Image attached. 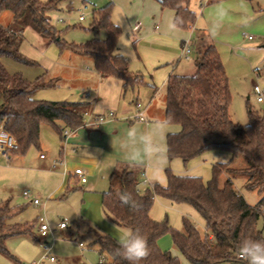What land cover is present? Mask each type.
Masks as SVG:
<instances>
[{
  "label": "trees",
  "instance_id": "1",
  "mask_svg": "<svg viewBox=\"0 0 264 264\" xmlns=\"http://www.w3.org/2000/svg\"><path fill=\"white\" fill-rule=\"evenodd\" d=\"M60 0H0V13L10 11L13 22L0 23V129L11 133L16 147L11 151L25 156L32 147L40 146L42 123H48L64 140V130H75L85 124L84 101L42 100L34 97L37 89L54 87L55 80L41 77L34 82L22 74H10L2 62L9 58L24 65L37 62L20 51L27 27L33 28L49 42H56L61 51L90 55L102 77H117L123 81V91L146 84L143 75L129 68V59L117 52L121 27L112 20L113 4L95 8L90 28L105 30L104 39L93 38L83 44L68 43L51 23L49 12L58 7ZM162 7L171 8L180 27L192 30L197 13L190 8L191 0H159ZM197 53L196 71L192 75L172 74L167 81L165 117L180 126L178 132L167 135L169 158H180L185 164L209 152L223 151L231 155L227 162L212 165V177L204 181L201 176L180 175L166 170L167 183L150 185L140 190L141 168L136 164H119L110 176V187L102 194L107 216L116 224L137 229L147 238L149 256L140 264H180V259L159 246V239L170 233L174 245L191 264H220L234 262L246 264L238 258L237 249L245 239H264L257 227L264 217V115L249 108L247 123L233 121L229 107L231 90L225 66L207 32H200L192 42ZM224 176L223 184L220 179ZM246 178V187L260 194L252 205L236 188L235 178ZM132 194L135 207L122 205L119 193ZM156 197L177 204H188L203 218L206 232L202 234L195 224L183 217L181 229L173 228L169 219L155 220L151 216ZM25 210L10 201L0 205V253L18 260L7 245L11 237L39 240L37 221L19 223L11 220ZM118 240L107 234H98L94 240L100 253L111 261L103 264H128L114 255Z\"/></svg>",
  "mask_w": 264,
  "mask_h": 264
},
{
  "label": "rangeland",
  "instance_id": "2",
  "mask_svg": "<svg viewBox=\"0 0 264 264\" xmlns=\"http://www.w3.org/2000/svg\"><path fill=\"white\" fill-rule=\"evenodd\" d=\"M41 1L47 2L48 0ZM84 7L81 0L79 3L77 0H61L58 7L49 12L51 23L61 32V38L68 43L83 44L93 38L104 39L106 37L105 30L96 31L90 28L92 23L91 8L90 6L87 9ZM202 7L197 16V28L205 29L211 36L225 66L232 96L229 111L233 121L247 123L249 108L264 115V101L259 102L254 91V86L259 85L264 95V0H219L204 3ZM82 13L85 14V20L79 21L78 18ZM8 14L11 13L8 12ZM12 22L13 20H10V17L6 15L0 17L2 24H11ZM122 31L124 33L123 42L131 48L133 41L131 35H136L141 31L131 32L130 35L126 34L125 30L122 29ZM185 31L189 32L185 38L189 41L191 30ZM250 36L252 38H249ZM20 51L26 57L36 61L37 65H24L9 58H2V62L10 74L20 73L30 82H34L40 77L48 82L56 76H62L66 83L62 82L63 85L60 83L59 87L37 89L34 93L35 98L73 100L80 97V90H73L69 85L83 81V77L78 75V71L66 68L67 62H60L61 50L56 42L47 41L29 27L24 31V40ZM128 51L131 52L130 49ZM196 61V51H193L188 58L182 56L175 73L194 74ZM79 71L81 72V69ZM158 86L161 94L167 91V85L165 88H162L160 84ZM83 91L91 90L86 87ZM161 94H158L156 98L158 102H160ZM41 126L51 129V125L48 123H42ZM48 145L49 147H43L42 150L33 147L26 156L18 155L12 151L8 152L7 156L0 153V205L10 201L13 206L25 207V210L12 219L11 223L15 221L31 223L42 217L53 229L48 233L46 239L53 247L58 239L73 244L82 241L85 244L84 251L87 254L82 260L73 256H61L56 250H52L51 254L58 259L53 263L46 260L45 264H101V257H105L106 262L111 261V257L106 253H100L99 246L93 243L95 236L92 230L96 229L99 233L110 235L118 240L122 230L126 227L116 224L107 216L103 208L102 196L99 193H86L83 189H77L68 194L63 191L55 196L51 195L58 178L56 173L50 171V168L54 167L51 164L54 150L50 143ZM41 152L47 155L45 160L40 159ZM219 152L229 154L223 151H209L191 159L187 164L181 161L182 167L191 169L195 172L193 175L201 176L204 181H207L212 177V165L215 162H227L231 159L229 154L230 156L226 160H213L212 154ZM192 166L194 167L192 168ZM53 170L56 171L55 168ZM223 181L224 176L220 179V185L223 184ZM234 181L236 188L250 204L255 205L259 201L260 194L255 190L247 189L246 178L238 176ZM73 184L70 186H75ZM148 187L140 184L142 192ZM25 190L38 196L41 205L31 203L30 198L23 195ZM161 200L163 198H156L152 207L155 212H158L160 221L168 218L173 228L181 229L183 217L186 216L202 234H205V221L194 209L193 212L187 214L180 207L181 204L172 203L166 207L160 204ZM61 222H66L67 228H60ZM88 224L94 229L88 228ZM175 225H178L179 228ZM257 227L264 236L263 216L259 218ZM35 232L40 240L10 238L7 243L8 248L18 260L0 253V264H32L39 260L43 254L44 236L38 232V228ZM70 233L72 238L66 239V235ZM162 238L168 240V251L179 259H185L174 245L170 233L164 234ZM220 264L241 263L224 262Z\"/></svg>",
  "mask_w": 264,
  "mask_h": 264
},
{
  "label": "crops",
  "instance_id": "3",
  "mask_svg": "<svg viewBox=\"0 0 264 264\" xmlns=\"http://www.w3.org/2000/svg\"><path fill=\"white\" fill-rule=\"evenodd\" d=\"M77 1L79 3L80 0ZM81 1L83 5L90 6L91 19H93V10L95 8L112 3V20L121 29L125 30L126 34L130 35L131 32L141 31L136 35H131L133 39L131 48L127 47L123 42L122 37L124 33L122 31L117 43V52L129 59V68L131 71L142 72L141 74L146 78H144L146 84L124 92L123 81L121 79L113 76L102 77L98 73L95 68V60L92 56L78 54L70 49L60 52V62H67L66 68L78 71V75L83 77V81L70 84L69 86L71 89L76 91L80 90L79 92H81L80 97L72 101L87 102V105L83 107L84 114H87V121L92 122L97 115L107 114L109 110H114L116 116L114 119H108L101 124H87L75 130L69 129V134L64 140L52 126L51 129L41 126L40 146L37 149L42 150L43 147H49L48 144L50 143L54 150L51 164L56 171L52 167L50 171L56 173L58 182L51 195L55 196L63 191L68 194L77 189H83L86 193H99L102 196L103 192L107 191L110 187V176L112 172L119 164L124 163H133L141 168L139 175L141 179L140 184L146 186H150L156 182L165 185L167 183L166 170L168 168L180 175L195 174L191 169L182 167V160L180 158L171 159L167 153V135L178 132L180 130L179 125L171 124L167 135L157 140L159 155L151 153L146 155L138 139L135 142L129 140L128 132L133 129L137 133L142 132L144 129L150 131L152 128L150 122L152 120L165 117L166 92L161 94L158 84L162 88L166 87L168 78L172 74H176L175 71L177 70L181 57L185 56L188 58L190 56L194 51L192 42L197 39L200 32H206V30L198 29L196 20L195 27L190 31L189 41L185 39L189 32L181 28H179L178 32L169 31L166 28V23L168 20L174 19L175 12L171 8L162 7L159 0ZM212 1L219 0H191L190 8L198 15L203 8V4ZM8 12L10 11L1 12L0 17L6 15L10 17V20H13L12 12H10L11 14H8ZM138 24H140L139 29L134 31V27ZM3 25L7 26L9 23ZM210 39L211 43L214 44L211 36ZM186 43L191 48L189 53L184 52ZM129 49L131 50L130 53L128 51ZM80 69L81 72L79 71ZM146 73L149 75L147 76ZM52 79L55 80L57 87L60 86V83L63 85L65 82L62 76H56ZM86 87L90 88L91 91H83ZM158 94H161L159 96L161 97L160 102L156 99ZM137 103H141L143 106L144 121L132 118L137 113ZM41 154L44 153H40V159L45 160L47 155L45 154L44 157H41ZM212 156L213 160L223 161L228 159L230 155L219 152L212 154ZM79 167L83 168L87 175V181L81 185L76 183L77 177L73 173ZM73 183L75 186L71 187L70 185ZM30 202L33 203L31 198ZM160 204L167 207L172 202L163 198ZM180 207L187 214L193 212V207L188 204H181ZM151 216L155 220L161 219L158 212H155L153 208L151 209ZM36 221V228H39L40 218ZM87 226L90 229L93 228L90 224ZM175 226L179 228L178 225ZM92 232L95 238L98 234H101L96 229L94 231L92 230ZM47 235L48 233L44 235L43 242H47ZM69 238H72L71 233L66 235V239ZM80 242L82 241L73 244L58 239L55 241L54 247L52 246V250H56L61 256H73L82 260L87 253L84 251L85 244L80 245ZM159 246L163 250H167L168 240L161 237L159 239ZM102 258H100L101 264H103ZM57 259L56 257L55 261H47L53 263ZM185 259H180L181 264H191Z\"/></svg>",
  "mask_w": 264,
  "mask_h": 264
},
{
  "label": "clouds",
  "instance_id": "4",
  "mask_svg": "<svg viewBox=\"0 0 264 264\" xmlns=\"http://www.w3.org/2000/svg\"><path fill=\"white\" fill-rule=\"evenodd\" d=\"M181 21L179 18L170 19L166 23V28L172 32H178ZM143 117H141L142 119ZM172 123L171 114L164 118L152 120L151 130L144 129L137 133L135 129L128 132L129 140L135 142L137 139L143 147L144 153L159 155L157 140L167 135L169 126ZM122 205L135 207L132 194L124 191L118 194ZM118 246L114 249V255L127 261L128 264H140L150 254L147 238L139 228H125L118 239ZM238 258L246 264H264V239H245L237 249Z\"/></svg>",
  "mask_w": 264,
  "mask_h": 264
},
{
  "label": "built area",
  "instance_id": "5",
  "mask_svg": "<svg viewBox=\"0 0 264 264\" xmlns=\"http://www.w3.org/2000/svg\"><path fill=\"white\" fill-rule=\"evenodd\" d=\"M84 8L87 9V6H85ZM78 19H79V21L85 20V14L82 13ZM139 27H140V24L136 25L134 27V30L139 29ZM249 38H252V37L250 36ZM190 51H191V48L189 47V44L186 43L185 47H184V52L189 53ZM254 91L257 94V100L259 102L264 101L263 90L261 89V87L259 85L254 86ZM136 107H137V113L134 114L132 116V118L140 120V121H144L145 116H144V113L142 110V107H143L142 104L137 103ZM86 116H87V114L85 113L84 114V117H85V124L84 125L101 124L108 119H114V117L116 116V113L114 110H109V112L107 114L97 115L92 122L87 121ZM141 117H143V118L141 119ZM64 134L67 136L69 134V130H64ZM15 147H16L15 137L11 133H9L3 129H0V153L7 156L8 152H10ZM44 156H45L44 154H41V157H44ZM73 173L77 177L76 183H78V185L84 184L87 181V175H86V172L84 171L83 168H81V167L76 168ZM23 195L26 197H30L34 204L41 205V201H40L39 197L33 195L29 190H25L23 192ZM59 227L60 228H66L67 223L61 222L59 224ZM52 230L53 229L44 221V219L42 217H40V225L38 228V232L44 236L47 233L51 232ZM80 245H83V243L80 242ZM42 249H43V254H42L41 258L37 261H34L32 264H45L46 260H50V261L56 260V257L51 254L52 246L48 242H43ZM103 261H104V257L102 258V262Z\"/></svg>",
  "mask_w": 264,
  "mask_h": 264
}]
</instances>
